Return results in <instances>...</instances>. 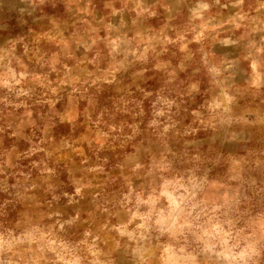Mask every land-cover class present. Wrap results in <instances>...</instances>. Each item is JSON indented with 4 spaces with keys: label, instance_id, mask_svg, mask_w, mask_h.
<instances>
[{
    "label": "clouds",
    "instance_id": "obj_1",
    "mask_svg": "<svg viewBox=\"0 0 264 264\" xmlns=\"http://www.w3.org/2000/svg\"><path fill=\"white\" fill-rule=\"evenodd\" d=\"M0 264H264V0H0Z\"/></svg>",
    "mask_w": 264,
    "mask_h": 264
}]
</instances>
